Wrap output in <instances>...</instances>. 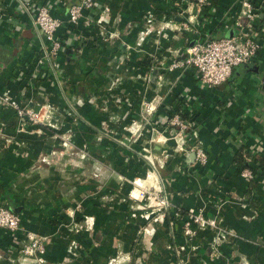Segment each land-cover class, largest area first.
I'll return each mask as SVG.
<instances>
[{
  "label": "crops",
  "instance_id": "obj_1",
  "mask_svg": "<svg viewBox=\"0 0 264 264\" xmlns=\"http://www.w3.org/2000/svg\"><path fill=\"white\" fill-rule=\"evenodd\" d=\"M16 1L0 0V206L19 216L22 230L45 239V261L171 264V253L181 249L188 264H264V176L249 184L233 164L242 147L264 150V25L256 29L253 69L214 88L199 82L193 68L162 69L194 37L236 34L242 0L202 7L94 0L90 17L98 24L58 31L61 39L72 37L57 56L60 90L50 74L28 89L19 79L34 63L37 37ZM23 1L45 3L63 20L77 0ZM253 3L264 18V0ZM5 97L33 110L45 104L56 130L26 125L17 132ZM184 98L195 126L178 136L167 116ZM194 147L205 151V165L195 162ZM153 179L169 200L157 214L132 184L148 189ZM188 210L217 230L202 226L184 245L179 227ZM18 247L0 229V264H28Z\"/></svg>",
  "mask_w": 264,
  "mask_h": 264
},
{
  "label": "built area",
  "instance_id": "obj_2",
  "mask_svg": "<svg viewBox=\"0 0 264 264\" xmlns=\"http://www.w3.org/2000/svg\"><path fill=\"white\" fill-rule=\"evenodd\" d=\"M208 0H179V5L204 6ZM17 6L22 14L29 18V24L37 37V57L31 68L28 69L29 76L26 78L24 72H20L19 79L26 78V86H30L31 81L39 77L50 74L52 81L59 89L62 88L61 80L58 76L57 56L62 51L63 46H68L72 42L69 36L61 39L57 37L61 28H75L79 24L83 27H90L94 23L98 24L100 19L93 20L90 13L95 8L94 0H77L69 6L65 13V19L53 17L49 5L45 3H34L17 0ZM235 23L236 34L231 37H221L218 39L208 35H199L194 43L184 49L181 58L174 57L169 64L163 66V70L185 71L187 68L195 70L197 79L209 88H214L229 78L232 70L240 65L249 64L256 57L260 44L255 39L256 29L264 25V18L257 13V7L253 0H242L241 18ZM181 28L190 32H195L192 25L182 22ZM71 40V42L67 41ZM186 103L189 100L183 99ZM4 104L9 106L15 113L18 120L17 132L23 130L26 125H41L56 130L52 122L50 108L41 106L33 110L26 105L12 101L9 98H2ZM167 126L175 130L176 135H186L195 126L191 119H185L180 112H170L167 116ZM195 162L200 166L205 165L207 156L201 147L191 149ZM242 176L251 178L248 171H243ZM156 186L145 189L140 183L133 181L137 187V198L149 201L152 206L162 212L168 210L169 200L160 184L155 180ZM148 207V205H147ZM20 218L4 207H0V229L5 230L19 244L18 253L28 264H48L45 259V239L30 231H24L20 227ZM187 226L200 224L201 227H213L214 221L204 218L200 213L193 210L187 211L185 219ZM191 234L186 228L185 235ZM22 237V238H19ZM227 264H231L228 262Z\"/></svg>",
  "mask_w": 264,
  "mask_h": 264
},
{
  "label": "trees",
  "instance_id": "obj_3",
  "mask_svg": "<svg viewBox=\"0 0 264 264\" xmlns=\"http://www.w3.org/2000/svg\"><path fill=\"white\" fill-rule=\"evenodd\" d=\"M70 28H72V27H70ZM213 38V37H212ZM196 40V37H194V39L191 41V43H189L187 46H190V45H192L193 43H194V41ZM36 57H37V53H36ZM36 57H35V59H36ZM28 69L29 68H26V70L25 71H23L24 72V75L26 76V78L29 76V74H28ZM253 69V67L252 66H250L249 64H246V65H240V66H237V67H235L234 68V70H232V72H231V75L233 76H235L236 74H242V73H244V72H246V71H248V70H252ZM235 70L237 71L236 73H235ZM22 72V71H21ZM230 75V76H231ZM229 76V77H230ZM26 78L25 79H23L24 81L26 80ZM29 87L27 86V89H28ZM186 105V102L184 101L183 103H182V108H181V106H180V108H179V111H176V112H180L181 113V116L183 117V118H185V119H191L192 121H193V123L195 124V118H194V116L193 115H191V116H188V113H185L184 111H185V106ZM178 110V109H177ZM259 154V155H258ZM261 156V157H260ZM233 164H234V166L236 167V169H237V173L239 174V175H241V173L243 172V171H248V172H250V174H251V178H247V179H249L247 182H249V184H252L253 185V183H254V178H256V177H262V176H264V150L263 151H261V152H259V153H255V154H253V152L252 151H250L249 150V148L248 147H242V148H240L239 149V152H238V154H236L235 155V157H234V160H233ZM0 207H4V208H6L5 206H0ZM7 209V208H6ZM9 210V209H8ZM10 211V210H9ZM12 212V211H11ZM187 211H185V213H186ZM13 213V212H12ZM184 213V214H185ZM15 214V213H14ZM19 238H22V237H19ZM18 249V248H17Z\"/></svg>",
  "mask_w": 264,
  "mask_h": 264
},
{
  "label": "rangeland",
  "instance_id": "obj_4",
  "mask_svg": "<svg viewBox=\"0 0 264 264\" xmlns=\"http://www.w3.org/2000/svg\"><path fill=\"white\" fill-rule=\"evenodd\" d=\"M58 76H59V74H58ZM60 90V89H59ZM39 106H38V109H39V107H41V106H45V104H38ZM39 126H41V125H39ZM43 127V126H42ZM156 170V167L154 166V165H152V167H151V171H155ZM154 181V186L152 185V186H150V188H153V187H155L156 186V184H155V179H153ZM133 181H136V180H133ZM133 181H132V184H133ZM134 186V185H133ZM137 196V195H136ZM145 205V207H147V205H148V209L151 211V212H153V213H155L156 212V214H157V208H155L154 206H152V204H150L149 203V201L147 202V200L145 199V203H144ZM200 213V212H199ZM201 214V213H200ZM202 215V214H201ZM185 217H187V212L185 213ZM205 218V217H204ZM210 220V219H209ZM151 227H148L147 229H150ZM180 228V230H181V232H180V234H181V236H183L184 237V245H189V243H190V241L194 238V236L196 235V233L198 232V230H200L201 229V225L200 224H194V225H188L187 226V223L184 221V222H182V224H181V226L179 227ZM186 228L187 229H189L190 230V232H191V234H189V235H185V230H186ZM213 228H214V230H217V227L214 225L213 226ZM143 231V230H142ZM176 234H179V233H176ZM184 247V246H183ZM171 251V250H170ZM174 252H175V249H174ZM215 259H217L216 257H215ZM128 260H129V257H127V259L125 260V259H123V261H126V262H128ZM170 260H171V264H188V255L187 254H185L184 252H181V249L180 250H177L176 249V253H174V254H172L171 253V258H170ZM212 260H214V259H212ZM221 260V259H220ZM222 261V264H227L228 262H225V261H223V260H221ZM232 264V263H231Z\"/></svg>",
  "mask_w": 264,
  "mask_h": 264
},
{
  "label": "water",
  "instance_id": "obj_5",
  "mask_svg": "<svg viewBox=\"0 0 264 264\" xmlns=\"http://www.w3.org/2000/svg\"><path fill=\"white\" fill-rule=\"evenodd\" d=\"M194 156V154H192Z\"/></svg>",
  "mask_w": 264,
  "mask_h": 264
}]
</instances>
